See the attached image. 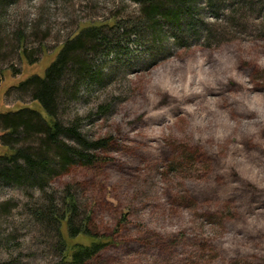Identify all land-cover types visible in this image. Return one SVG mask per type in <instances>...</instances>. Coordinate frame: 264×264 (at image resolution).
Masks as SVG:
<instances>
[{"label": "rangeland", "instance_id": "374dc122", "mask_svg": "<svg viewBox=\"0 0 264 264\" xmlns=\"http://www.w3.org/2000/svg\"><path fill=\"white\" fill-rule=\"evenodd\" d=\"M209 1L197 2L200 27L163 19L159 36L125 32L89 53L91 79L61 102L64 120L110 140L104 160L46 188L72 186L89 230L111 241L86 264H264V0ZM142 11L131 0H0V112L30 101L18 84L82 27ZM33 192L0 184V264H71L32 220L29 206L47 203Z\"/></svg>", "mask_w": 264, "mask_h": 264}, {"label": "trees", "instance_id": "16d2710c", "mask_svg": "<svg viewBox=\"0 0 264 264\" xmlns=\"http://www.w3.org/2000/svg\"><path fill=\"white\" fill-rule=\"evenodd\" d=\"M131 1L143 8L139 21L127 24V20L113 18L112 22L82 27L62 43L43 74L30 75L18 84L19 89L30 93V101L20 99L19 108L0 112V184L41 193L39 198L47 203L37 201L29 206V213L42 229L54 234L56 250L71 264H86L111 241L89 230V218L82 217L80 198L72 186L53 195H47L46 188L54 177L74 164L89 166L104 160L98 151L109 147L110 140L106 137L89 139L82 131L79 118L64 120L61 102L65 98L67 102L76 99L78 81L85 73L88 77L91 74L88 54L114 45L125 32L131 35L134 30L144 33L152 30L154 36H159L162 26L158 29V25L163 19L172 21V25L181 30L185 24L196 28L203 22L194 19L198 0ZM209 2L212 7L217 5L215 0ZM210 27L208 39L212 40L216 29ZM25 53L24 50L21 55L33 63ZM2 76L6 77L4 72ZM80 236L93 240L90 244L72 242Z\"/></svg>", "mask_w": 264, "mask_h": 264}]
</instances>
